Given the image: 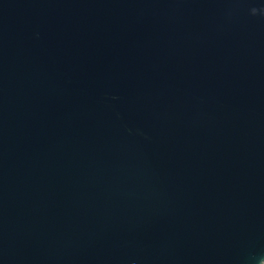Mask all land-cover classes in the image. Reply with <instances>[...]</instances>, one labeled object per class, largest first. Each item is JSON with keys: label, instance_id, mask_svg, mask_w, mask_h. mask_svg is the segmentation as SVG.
Listing matches in <instances>:
<instances>
[{"label": "water", "instance_id": "95a60500", "mask_svg": "<svg viewBox=\"0 0 264 264\" xmlns=\"http://www.w3.org/2000/svg\"><path fill=\"white\" fill-rule=\"evenodd\" d=\"M264 0H0V264H261Z\"/></svg>", "mask_w": 264, "mask_h": 264}, {"label": "bare ground", "instance_id": "6f19581e", "mask_svg": "<svg viewBox=\"0 0 264 264\" xmlns=\"http://www.w3.org/2000/svg\"><path fill=\"white\" fill-rule=\"evenodd\" d=\"M261 264H264V260L261 262Z\"/></svg>", "mask_w": 264, "mask_h": 264}]
</instances>
